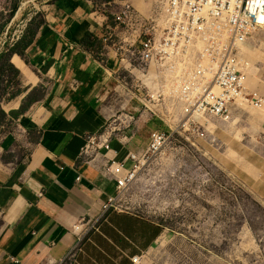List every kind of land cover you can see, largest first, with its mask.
I'll use <instances>...</instances> for the list:
<instances>
[{
  "label": "crops",
  "instance_id": "crops-1",
  "mask_svg": "<svg viewBox=\"0 0 264 264\" xmlns=\"http://www.w3.org/2000/svg\"><path fill=\"white\" fill-rule=\"evenodd\" d=\"M109 2L41 3L43 25L24 56L16 54L37 81L16 68L22 89L3 105L13 131L0 143V264H149V254L167 246L164 226L146 215L101 218L117 193L105 167L126 158L119 145L93 159L83 153L89 137L107 130L103 103L122 66L114 52L99 56L84 42L103 36ZM13 141L27 152L17 163L2 158ZM173 258L161 254L154 262L192 264L188 255Z\"/></svg>",
  "mask_w": 264,
  "mask_h": 264
},
{
  "label": "rangeland",
  "instance_id": "rangeland-1",
  "mask_svg": "<svg viewBox=\"0 0 264 264\" xmlns=\"http://www.w3.org/2000/svg\"><path fill=\"white\" fill-rule=\"evenodd\" d=\"M46 1L53 0H0V143L13 131L3 105L23 86L20 71L11 64V50H20L41 29V3ZM127 1L145 19L152 17L156 0H122L109 7L103 36L90 41L99 56L120 49L121 62L129 43L139 39L135 21L125 26L114 17ZM242 50L248 85L263 91L264 32ZM135 68L140 70L138 63ZM22 70L31 73L26 65ZM182 75L178 71L174 77ZM115 78L103 105L111 114L106 128L121 154L144 152L155 132L168 137L157 160L149 162L121 198L124 211L146 215L165 228L167 246L151 252L149 264L161 254L188 255L192 264L198 256L209 257L204 264H264V111L241 105L226 123L201 126L190 121L184 105L156 103L152 78L145 79L148 87L144 86L141 75L123 65ZM26 153L13 141L2 158L17 163Z\"/></svg>",
  "mask_w": 264,
  "mask_h": 264
},
{
  "label": "built area",
  "instance_id": "built-area-1",
  "mask_svg": "<svg viewBox=\"0 0 264 264\" xmlns=\"http://www.w3.org/2000/svg\"><path fill=\"white\" fill-rule=\"evenodd\" d=\"M111 1L109 7L116 4ZM127 2L114 14L115 20L125 26L135 21L140 35L129 43L121 63L137 71L144 86L148 87L145 79L152 78L156 103L184 105L190 121L201 126L203 122L226 123L241 105L264 109V90L247 83L242 50L264 32V0H156L149 19ZM119 51L113 49L117 57ZM136 63L140 70L134 69ZM178 71L183 72L180 78L174 77ZM167 141L164 133L155 132L144 152L130 151L122 162L110 160L105 173L117 182V193L104 204L101 218L111 211H124L121 198L149 162L157 160ZM112 143L108 129L91 136L84 156L93 159L103 151L110 152Z\"/></svg>",
  "mask_w": 264,
  "mask_h": 264
},
{
  "label": "trees",
  "instance_id": "trees-1",
  "mask_svg": "<svg viewBox=\"0 0 264 264\" xmlns=\"http://www.w3.org/2000/svg\"><path fill=\"white\" fill-rule=\"evenodd\" d=\"M35 36H36V33L33 34L31 40H30L27 44H25L24 46H22L20 50H18V49H16V48H14V49L11 50V53H12V54H15V55L13 56V58H12V63H13V65H14L18 70H20L21 72H23V70H22V66H23V65H26V64H25V62L22 60V58H20L19 56H21V57L24 56V51H25L29 46H31V44L33 43V39H34ZM91 37H92L91 35H88V36L86 37V39L84 40V42L87 43L88 45H91V43H90V41H91ZM16 54L19 55V56H17ZM26 74H27V76L30 77L34 82L37 81L36 77H35L33 74H31V73H29V72H27Z\"/></svg>",
  "mask_w": 264,
  "mask_h": 264
},
{
  "label": "bare ground",
  "instance_id": "bare-ground-1",
  "mask_svg": "<svg viewBox=\"0 0 264 264\" xmlns=\"http://www.w3.org/2000/svg\"><path fill=\"white\" fill-rule=\"evenodd\" d=\"M27 4V3H26ZM252 88V87H251ZM253 89H259V88H253ZM252 107V106H251ZM254 108V107H253ZM255 109H257V108H255ZM259 110V109H258ZM262 111H264V109L262 110Z\"/></svg>",
  "mask_w": 264,
  "mask_h": 264
}]
</instances>
